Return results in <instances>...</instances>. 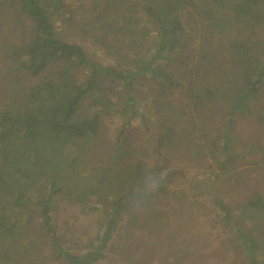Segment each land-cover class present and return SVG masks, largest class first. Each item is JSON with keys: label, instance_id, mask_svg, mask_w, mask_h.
<instances>
[{"label": "trees", "instance_id": "1", "mask_svg": "<svg viewBox=\"0 0 264 264\" xmlns=\"http://www.w3.org/2000/svg\"><path fill=\"white\" fill-rule=\"evenodd\" d=\"M0 14V264L116 249L121 264H264V195L238 197L234 170L264 163L234 135L242 118L264 133V0H0ZM150 118L152 162L129 139ZM175 161L202 169L188 195L166 182ZM58 200L98 215L80 250L58 238Z\"/></svg>", "mask_w": 264, "mask_h": 264}, {"label": "rangeland", "instance_id": "2", "mask_svg": "<svg viewBox=\"0 0 264 264\" xmlns=\"http://www.w3.org/2000/svg\"><path fill=\"white\" fill-rule=\"evenodd\" d=\"M2 14H0V18ZM12 18V16L10 15ZM12 24V22H11ZM9 27L0 26V37L4 38L7 35ZM143 85L140 87L141 92L143 95L147 96L148 91L150 90L149 84L142 83ZM146 108V105H145ZM148 119L149 116L147 115ZM120 119L118 116H111L105 119V131L106 135L109 139H112L113 135L115 134L116 127L119 123ZM146 122V123H145ZM152 119L144 121L141 124H135L133 129H130L129 139L134 147L135 150H143L145 155V159L149 162L153 160V145L152 138H153V130L152 127L148 128L146 124L150 126ZM213 125L218 124V117H215ZM234 135L236 138V146L240 151L248 149L249 146H256L259 147L264 146V135L263 132L259 131L257 125L252 118H242L240 119L234 129ZM257 147V146H256ZM249 153V152H247ZM149 154V155H148ZM249 160V159H248ZM245 159H243L234 169L235 172L240 175L238 188L236 193L240 198H246L250 191L253 189H257L264 195V163H257V164H250L244 163ZM257 165V166H255ZM200 167L196 165H191V162H176L174 163V168L170 167L165 174L166 182L171 187H179L181 188L186 195H188L192 190V176L193 173L196 171H201ZM177 172H181L184 175V178H180L177 175ZM190 173L188 175V179H185V174ZM230 183V182H229ZM231 185V184H230ZM43 190V189H42ZM180 190V189H179ZM189 197V196H188ZM187 197V201H191ZM53 220L57 229V235L59 240L62 244L70 248L71 250H80L84 246V244L92 238L96 229H97V217L98 215L91 214L88 212H84L78 208L76 204L68 203L62 200H58L55 208L52 212ZM131 217L129 213H125L121 230L118 232L124 236L127 232L128 228V219ZM130 230V229H129ZM139 234V233H138ZM208 240L210 242V250L214 246L222 245L223 238H220L218 232L215 230L209 229L207 232ZM138 240V239H137ZM150 238L148 237V243ZM122 242H124V238L120 235L115 236V239L111 246L116 245L118 248L122 246ZM129 243H133L129 241ZM115 248V247H114ZM116 249V248H115ZM119 251L109 250L106 256L100 260L97 264H121L123 263L118 257L120 255ZM221 264L223 261H219ZM55 264H62L61 262H57ZM205 264H217V260L213 258V255L209 254L208 259L206 260ZM224 264H228L225 262Z\"/></svg>", "mask_w": 264, "mask_h": 264}]
</instances>
